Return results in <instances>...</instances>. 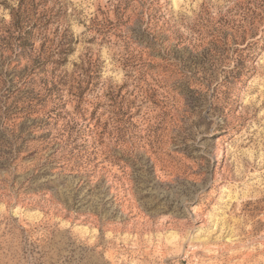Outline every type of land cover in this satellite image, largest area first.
I'll list each match as a JSON object with an SVG mask.
<instances>
[{"label": "rangeland", "instance_id": "1", "mask_svg": "<svg viewBox=\"0 0 264 264\" xmlns=\"http://www.w3.org/2000/svg\"><path fill=\"white\" fill-rule=\"evenodd\" d=\"M0 264H264V0H0Z\"/></svg>", "mask_w": 264, "mask_h": 264}, {"label": "trees", "instance_id": "2", "mask_svg": "<svg viewBox=\"0 0 264 264\" xmlns=\"http://www.w3.org/2000/svg\"><path fill=\"white\" fill-rule=\"evenodd\" d=\"M58 55H59V57H61V58H63L64 59V57L69 53V50L68 49H62V47L60 46V48H59V50H58ZM60 58H59V62H60Z\"/></svg>", "mask_w": 264, "mask_h": 264}]
</instances>
